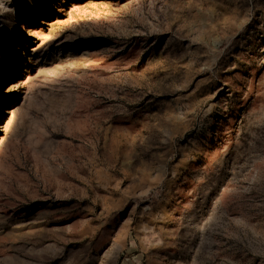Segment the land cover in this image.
<instances>
[{
  "label": "rangeland",
  "instance_id": "1",
  "mask_svg": "<svg viewBox=\"0 0 264 264\" xmlns=\"http://www.w3.org/2000/svg\"><path fill=\"white\" fill-rule=\"evenodd\" d=\"M0 264H264V0H0Z\"/></svg>",
  "mask_w": 264,
  "mask_h": 264
}]
</instances>
